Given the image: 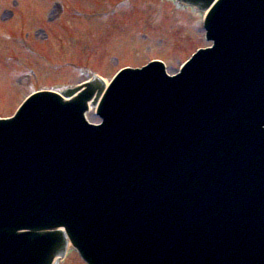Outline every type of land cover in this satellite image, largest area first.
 Masks as SVG:
<instances>
[{
  "label": "water",
  "instance_id": "95a60500",
  "mask_svg": "<svg viewBox=\"0 0 264 264\" xmlns=\"http://www.w3.org/2000/svg\"><path fill=\"white\" fill-rule=\"evenodd\" d=\"M4 131L0 130V150L6 144ZM29 144L31 151L28 144L14 152L5 147L11 156L0 159H41L42 165L51 159L44 169L51 167L59 180L63 178L59 194L64 198L43 215L18 217L19 228L64 226L92 264H264V178L260 177L264 165L258 159L228 161L210 176L202 165L195 169L193 161L198 159H186L193 162L190 168L189 163L166 175L150 166L134 181L124 164L97 146L85 145L74 156L62 147L66 143L51 145V154L42 153L43 147L34 139ZM19 165L17 171L24 177L25 163ZM2 185L9 194L11 183ZM9 228L4 236L18 229ZM32 237L29 244L23 240L21 254H3L0 260L49 264L63 250L60 233ZM33 243L40 252L29 248Z\"/></svg>",
  "mask_w": 264,
  "mask_h": 264
},
{
  "label": "rangeland",
  "instance_id": "374dc122",
  "mask_svg": "<svg viewBox=\"0 0 264 264\" xmlns=\"http://www.w3.org/2000/svg\"><path fill=\"white\" fill-rule=\"evenodd\" d=\"M54 1L55 0H0V34H2L0 35V40L4 39L3 35H9L11 37L18 38L19 33L22 32V35L24 33L23 37L25 39H28L30 37L28 40H30L31 42H34L33 39L36 40L35 35L39 34V36H37V40L32 44L33 46H37L39 55L46 57L47 63L45 59H44V63H41L35 60L36 62L34 63L37 64L38 71L40 72L39 75H38V72L36 73L39 76V79L42 81H45L46 83L49 82V80H51L49 84H52V86L60 85V86L71 87V86L81 83L85 79L84 66H86L87 68L88 66H90L91 67L90 69L92 71L98 72L100 75L103 76L104 79L108 80L113 75L115 70L120 68V66L114 65L113 63L108 65L107 64L108 62L102 63V61L99 58L92 60L96 58L95 56L99 53L98 50L100 49V47L97 45V43L94 44L93 42H91L90 39L88 41H85L83 39L84 41L80 43H76V41L69 40L71 42L67 43V42H64L66 41L65 40L66 34L59 33L60 36L58 37L57 36L58 29L55 26L59 24V21L58 19L55 20V18H57L59 14L54 17V9H55ZM75 1H78L75 3L76 5L75 8L84 9V10H87L89 8V4H90L88 3L89 1L85 3L82 2L85 0H75ZM111 1L114 3V5H117L116 0H111ZM141 1L143 0H132L135 6L141 5ZM16 2L17 4L19 3V7H18L19 11L17 10L15 12L14 8L9 9V10L6 9L9 6V3L11 6H14ZM152 2L155 3V5H157V8L161 6L158 0H152ZM4 8L6 10H4ZM167 9L168 8L162 6V11L159 13V16L162 19H164L163 21L165 24V25L162 24L161 28L167 27L169 31L171 27L175 28V26L181 25V23L184 22L185 20L182 18L180 21H177V19H174L172 16L170 17V15H175L178 13L168 12L170 11V9L169 10ZM96 10H97L96 6L92 7V11H96ZM122 11H124L125 15H127L128 13L126 10L120 8L117 12V16L119 18H124L120 16ZM145 11L146 10L144 9V12ZM82 14L85 16L84 19L83 18L80 19L79 16H75L74 20H76V22L83 21V20L86 22L87 16H89L90 14L89 13H85V14L82 13ZM70 16H71V13H70ZM184 16L188 20L191 19L188 14H185ZM4 18H7V21H12L15 18L14 21L12 22L13 25L2 24L1 21ZM21 21H25V24L27 26L23 25L24 22H21ZM93 21L94 22L92 21L88 23L86 22V24H75L74 28H71L73 31L72 34L75 37L81 38L82 33H84V31L90 30V32H93L95 34L94 41H98L99 38H102V35H103V34H100L99 31H101V28H104L105 25L100 24L99 20H93ZM109 21L110 20H108L107 22ZM126 22L129 24L130 27L135 28V22L130 21V20ZM48 26H51V27H48ZM70 26L72 27V25ZM138 28H141V26L136 27V29ZM146 33H150L154 36L156 32L151 33L147 31ZM198 33L199 31L196 30L195 34L197 35ZM184 35H186V37L189 38V41L191 44L192 39H193V32L191 29V24L187 26V31H184ZM42 36L44 38L42 40L44 41H39L40 38H42ZM123 36L124 35L119 36L118 38L108 37L110 40L107 46L108 51H107L106 57L109 54L108 52H112V54L115 57H111L109 59L114 60L118 64H121V65L128 64V65L134 66L136 64L138 65L142 61L148 62L151 59L162 58L164 56V54L159 50V43L157 42H150L149 44L145 46L143 45L139 47V44L137 42L136 44H134L133 42L134 38H130L129 41H125L126 38ZM55 38L64 40L63 41L65 45L64 49H60V51L58 50V47L61 44V42L60 40L55 41L54 40ZM122 38L124 42H122ZM14 43H15L14 41H9L8 43L0 42V53H3L7 56L17 59L16 62L14 60L8 63L9 65L0 66V98H4L8 95V88H9V90H11V93L10 95H8L9 97L7 96V98L9 101L12 99L11 108L10 107H2V108L0 107L1 116H10L13 113L14 109L29 94L30 90H32L33 86L31 82L35 81L34 79L35 75L34 77L28 76L27 74L28 68H27V65L24 64L26 63V64H30L34 66L31 60L32 58L30 57V54L27 51L25 52L22 46L20 45L16 46ZM191 47H193V44L191 45ZM83 48H85L87 52H90V51L93 52L94 53V55L92 56L93 58L92 57L90 58L84 57L83 59L80 58L79 53L82 52ZM102 48L104 47L102 46ZM126 49L131 52L135 51L132 53V56L129 59H126L124 55V51ZM188 50L190 51L188 52ZM191 51L192 49H190V45H189V47L186 49L187 53L184 52L181 54L183 60L186 59V57ZM165 56L168 57L166 54ZM90 60L92 61L90 62ZM48 64L52 66H60L61 69L57 72H50L49 70H46V67L50 68ZM73 64H75L77 67L72 68L71 65ZM168 65L170 66V72L171 73L175 72L179 65V61L171 62ZM45 70H46V73L44 72ZM36 85L41 88L44 85V83L40 81V82H37ZM91 118L92 120L93 118L95 119V117H91ZM70 261L71 260L68 259V261H66L65 264H70L69 263ZM72 264H79V263L74 261L72 262Z\"/></svg>",
  "mask_w": 264,
  "mask_h": 264
}]
</instances>
